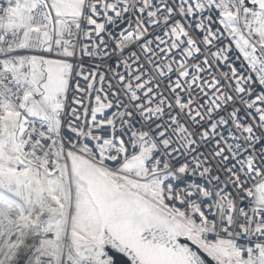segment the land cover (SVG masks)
Listing matches in <instances>:
<instances>
[{"label": "snow or ice", "instance_id": "obj_1", "mask_svg": "<svg viewBox=\"0 0 264 264\" xmlns=\"http://www.w3.org/2000/svg\"><path fill=\"white\" fill-rule=\"evenodd\" d=\"M0 264H264V0H0Z\"/></svg>", "mask_w": 264, "mask_h": 264}, {"label": "built area", "instance_id": "obj_2", "mask_svg": "<svg viewBox=\"0 0 264 264\" xmlns=\"http://www.w3.org/2000/svg\"><path fill=\"white\" fill-rule=\"evenodd\" d=\"M88 62H89V61L86 59V60H85V63L87 64Z\"/></svg>", "mask_w": 264, "mask_h": 264}]
</instances>
